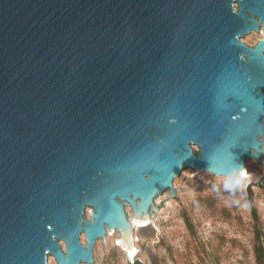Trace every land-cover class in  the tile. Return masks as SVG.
Returning a JSON list of instances; mask_svg holds the SVG:
<instances>
[{"label":"water","instance_id":"obj_1","mask_svg":"<svg viewBox=\"0 0 264 264\" xmlns=\"http://www.w3.org/2000/svg\"><path fill=\"white\" fill-rule=\"evenodd\" d=\"M248 158L264 0H0V264L93 263L109 229L145 264L136 223L182 170L240 180Z\"/></svg>","mask_w":264,"mask_h":264},{"label":"rangeland","instance_id":"obj_2","mask_svg":"<svg viewBox=\"0 0 264 264\" xmlns=\"http://www.w3.org/2000/svg\"><path fill=\"white\" fill-rule=\"evenodd\" d=\"M247 169L249 176L237 180L184 168L174 181L178 200L166 198L172 191L164 190L155 199L156 206L165 200L164 205L147 224L136 225L139 254L133 261L139 257L145 264H259L257 232L264 242V187L251 184L253 210L246 186L263 177L264 164L248 158ZM125 207L132 219V205ZM109 230L106 241L99 238L96 243L95 261L81 264H129L127 249L117 243L121 232Z\"/></svg>","mask_w":264,"mask_h":264},{"label":"trees","instance_id":"obj_3","mask_svg":"<svg viewBox=\"0 0 264 264\" xmlns=\"http://www.w3.org/2000/svg\"><path fill=\"white\" fill-rule=\"evenodd\" d=\"M258 246H257V255L259 256V264H264V242L261 240V233L257 232Z\"/></svg>","mask_w":264,"mask_h":264},{"label":"bare ground","instance_id":"obj_4","mask_svg":"<svg viewBox=\"0 0 264 264\" xmlns=\"http://www.w3.org/2000/svg\"><path fill=\"white\" fill-rule=\"evenodd\" d=\"M246 169H247V168H246ZM247 176H249V171H248V169H247V175H245V176H244L243 178H241L240 180L246 178ZM235 178H236V177H235ZM148 222H149V221H148ZM148 222H147V223H148ZM147 223H146V224H147ZM136 225H138V224L136 223ZM141 225H145V224H141ZM141 225H138V226H141ZM109 231H110V230H109ZM119 238H120V237H119ZM135 240H136V239H134V246H135V248L137 249V252L134 254L133 259H135V257L139 254V247L137 246ZM118 244L121 245L120 242H118ZM128 252H129V250L127 249V254H128Z\"/></svg>","mask_w":264,"mask_h":264}]
</instances>
